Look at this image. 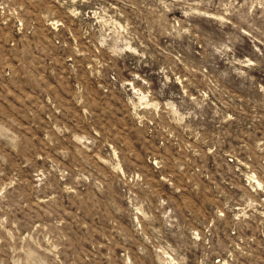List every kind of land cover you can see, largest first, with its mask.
I'll use <instances>...</instances> for the list:
<instances>
[{"label": "rangeland", "instance_id": "1", "mask_svg": "<svg viewBox=\"0 0 264 264\" xmlns=\"http://www.w3.org/2000/svg\"><path fill=\"white\" fill-rule=\"evenodd\" d=\"M0 264H264V0H0Z\"/></svg>", "mask_w": 264, "mask_h": 264}, {"label": "bare ground", "instance_id": "2", "mask_svg": "<svg viewBox=\"0 0 264 264\" xmlns=\"http://www.w3.org/2000/svg\"><path fill=\"white\" fill-rule=\"evenodd\" d=\"M256 183H257L258 185H260L259 181H256Z\"/></svg>", "mask_w": 264, "mask_h": 264}]
</instances>
